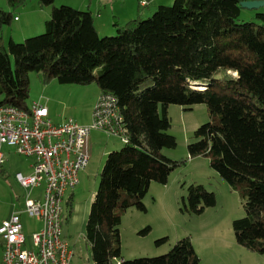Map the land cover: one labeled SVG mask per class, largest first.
Wrapping results in <instances>:
<instances>
[{"label": "trees", "instance_id": "16d2710c", "mask_svg": "<svg viewBox=\"0 0 264 264\" xmlns=\"http://www.w3.org/2000/svg\"><path fill=\"white\" fill-rule=\"evenodd\" d=\"M243 1L174 0L146 20L116 21L113 37L99 34L90 10L54 7L44 34L12 39L8 48L4 27L18 18L0 10V106L29 110V74L36 72L45 83L96 82L101 93L117 98L124 116L128 142L107 156L86 225L95 264H201L188 237L161 256L122 257L123 215L131 207L146 211L151 183L167 185L184 163L163 154L177 146L168 132L172 104L186 110L207 104L212 121L195 132L190 158L208 157L245 194L246 216L234 221L235 238L264 254V12L253 10L254 20H242ZM216 204L215 193L194 184L182 210L201 215Z\"/></svg>", "mask_w": 264, "mask_h": 264}, {"label": "rangeland", "instance_id": "374dc122", "mask_svg": "<svg viewBox=\"0 0 264 264\" xmlns=\"http://www.w3.org/2000/svg\"><path fill=\"white\" fill-rule=\"evenodd\" d=\"M124 1L125 5L114 3L112 10L109 0H54L52 6H42L40 0H18L14 4L10 0H0V10L18 17L4 27L3 46L8 48L12 39L22 43L28 38L44 34L46 21L50 19L54 7L71 6L79 10H90L99 34L102 37H113L117 35L116 18L124 26L132 19L150 18L161 4L171 6L174 3V0H153L151 5L140 8L139 0ZM260 10L264 12V6ZM97 13L101 15L100 18ZM254 16L253 10L243 9L241 18L252 21ZM12 65L15 70L14 58ZM229 74L234 75L231 72ZM29 81L27 104H46L54 124L69 120L81 125L92 123L93 111L101 95L96 82L80 85L51 80L45 83L43 76L36 72L29 74ZM168 115L172 122L168 132L176 137L177 146L174 149L165 148L163 154L171 160L184 163L171 173L167 185L151 183L143 200L146 211L131 207L123 215L120 226L123 259L167 254L179 240L188 237L201 258V264H264V254L239 245L235 238L233 223L246 216L245 194L230 186L210 166L208 157L190 158L189 145L197 141L195 132L212 121L207 104H196L191 110L172 104L168 108ZM124 146L125 143L118 137L102 131L92 132L91 160L79 173L78 186L67 192L63 204L62 238L74 251L71 264H95L85 235L86 225L107 156ZM2 151L5 161L0 166V196H10V192H14L22 195L21 201H24L28 192L17 182L16 175L18 172L26 174L29 160L8 145ZM194 184L203 185L215 193L217 198L216 206L207 208L201 215H190L182 210L183 200L188 195L189 187ZM2 213L0 211V215ZM23 225L28 238L41 228L26 215ZM162 239L165 241L158 243Z\"/></svg>", "mask_w": 264, "mask_h": 264}, {"label": "built area", "instance_id": "2783aa9c", "mask_svg": "<svg viewBox=\"0 0 264 264\" xmlns=\"http://www.w3.org/2000/svg\"><path fill=\"white\" fill-rule=\"evenodd\" d=\"M139 3L147 7L150 0ZM49 116V108L41 102H34L29 110L0 106V166L5 161L2 150L8 145L30 160L31 169L28 175H16L28 192L24 206L0 226L2 264H71L74 251L62 238L63 204L91 160V134L102 131L128 142L124 116L112 93H101L90 125L73 120L54 124ZM39 188L42 190L33 197L32 192ZM24 215L41 224L30 238L24 230Z\"/></svg>", "mask_w": 264, "mask_h": 264}, {"label": "crops", "instance_id": "0c3cea01", "mask_svg": "<svg viewBox=\"0 0 264 264\" xmlns=\"http://www.w3.org/2000/svg\"><path fill=\"white\" fill-rule=\"evenodd\" d=\"M108 2V0H106ZM153 0H150V3H152ZM157 1V0H155ZM165 1V0H164ZM162 1V2H164ZM121 3L123 5L126 4V2L124 0H109V3L112 4L111 6V9L113 10L114 8V3ZM165 4V3H164ZM151 5V4H150ZM163 5V4H161ZM142 8V7H140ZM97 16L100 18L101 15L99 13H97ZM18 18V17H16ZM116 21H118V19L116 18ZM119 22V21H118ZM97 30H98V27H97ZM99 32V31H98ZM92 135V134H91ZM24 157V156H23ZM26 158V157H24ZM27 159V158H26ZM29 162V165L26 169V174H24L23 172H18V173H22L24 175H28L30 174L31 172V169H30V160L28 161ZM4 164V163H3ZM17 173V174H18ZM24 189V188H23ZM25 190V189H24ZM42 190V188H39L36 192L35 190L32 192V196L33 197H37V195L40 193V191ZM34 192L36 193V196H34ZM22 195H18L17 193H14V192H10V196H6V194H2L0 196V211H2V215H0V226L2 224V222L4 220H6L7 218L10 217V215L12 214V212L15 210V209H19V208H22L24 206V201H21L22 200ZM25 200V198H24ZM3 207V209H2ZM2 209V210H1ZM24 219V216L22 217V221ZM36 223L41 227V224L39 222L36 221ZM2 261H3V239L0 237V264H2Z\"/></svg>", "mask_w": 264, "mask_h": 264}, {"label": "water", "instance_id": "95a60500", "mask_svg": "<svg viewBox=\"0 0 264 264\" xmlns=\"http://www.w3.org/2000/svg\"><path fill=\"white\" fill-rule=\"evenodd\" d=\"M264 6V0H247L241 3L243 9L259 10Z\"/></svg>", "mask_w": 264, "mask_h": 264}, {"label": "bare ground", "instance_id": "6f19581e", "mask_svg": "<svg viewBox=\"0 0 264 264\" xmlns=\"http://www.w3.org/2000/svg\"><path fill=\"white\" fill-rule=\"evenodd\" d=\"M198 89H204L205 87H203V86H200V85H198L197 84V86H196Z\"/></svg>", "mask_w": 264, "mask_h": 264}]
</instances>
